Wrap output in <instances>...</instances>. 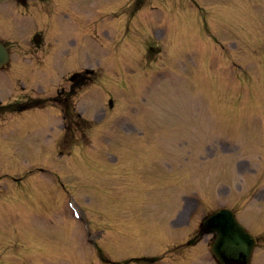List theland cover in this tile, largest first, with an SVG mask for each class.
Segmentation results:
<instances>
[{
	"label": "rangeland",
	"instance_id": "1",
	"mask_svg": "<svg viewBox=\"0 0 264 264\" xmlns=\"http://www.w3.org/2000/svg\"><path fill=\"white\" fill-rule=\"evenodd\" d=\"M121 5L0 9V39L12 62L29 64L32 96L54 83L53 97L74 71L101 77L70 98L71 130L49 108L1 117L0 264H197L204 253L215 264L205 239L174 261L148 260L185 235L174 220L192 226L219 206L264 232L254 197L264 196V0H141L138 14ZM114 13L140 18L124 36L110 31ZM2 88L0 98L16 96ZM85 229L106 245L89 252ZM250 264H264V239Z\"/></svg>",
	"mask_w": 264,
	"mask_h": 264
},
{
	"label": "water",
	"instance_id": "2",
	"mask_svg": "<svg viewBox=\"0 0 264 264\" xmlns=\"http://www.w3.org/2000/svg\"><path fill=\"white\" fill-rule=\"evenodd\" d=\"M225 219V221H223ZM222 222L223 233H219L213 252L221 264H247L252 250V240L243 233L229 214L219 213L210 219V222Z\"/></svg>",
	"mask_w": 264,
	"mask_h": 264
},
{
	"label": "flooded vegetation",
	"instance_id": "3",
	"mask_svg": "<svg viewBox=\"0 0 264 264\" xmlns=\"http://www.w3.org/2000/svg\"><path fill=\"white\" fill-rule=\"evenodd\" d=\"M78 81H82V78H79V79L77 80V82H78ZM27 106H28V101H27V100H24V103L20 105L21 108H25V107H27Z\"/></svg>",
	"mask_w": 264,
	"mask_h": 264
},
{
	"label": "bare ground",
	"instance_id": "4",
	"mask_svg": "<svg viewBox=\"0 0 264 264\" xmlns=\"http://www.w3.org/2000/svg\"><path fill=\"white\" fill-rule=\"evenodd\" d=\"M124 82H121L120 84H123Z\"/></svg>",
	"mask_w": 264,
	"mask_h": 264
}]
</instances>
